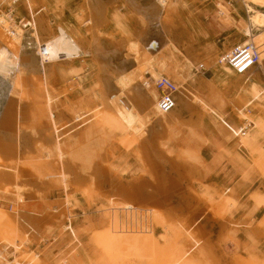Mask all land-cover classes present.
<instances>
[{"label": "rangeland", "instance_id": "obj_1", "mask_svg": "<svg viewBox=\"0 0 264 264\" xmlns=\"http://www.w3.org/2000/svg\"><path fill=\"white\" fill-rule=\"evenodd\" d=\"M26 1L11 19L13 28L24 19L31 30H23L22 89L15 91L12 74H0V104L6 103L0 142L7 140L0 160L10 163H0V185L10 187L7 197L0 195V264H264V36L254 39L261 52L254 73L236 75L219 63L248 38L242 0H170L149 19L109 10L96 30L87 0H32L30 10ZM163 25L204 90L196 91L195 116L183 114L160 133H148L153 143L139 154L135 135L104 100L121 97L115 74L137 69L130 44L151 56L164 44ZM1 38L5 60L11 55ZM100 46L101 61L93 53ZM238 81L243 87L236 90ZM137 87L132 99L142 93ZM258 91L262 99H255ZM17 93H23L26 115L18 146L9 119ZM145 171L167 195L153 192ZM120 182L143 184L136 203L128 202ZM21 188L27 190L17 206ZM164 208L175 215L163 217Z\"/></svg>", "mask_w": 264, "mask_h": 264}, {"label": "bare ground", "instance_id": "obj_2", "mask_svg": "<svg viewBox=\"0 0 264 264\" xmlns=\"http://www.w3.org/2000/svg\"><path fill=\"white\" fill-rule=\"evenodd\" d=\"M32 0H27L26 2H24V5L27 10H30L28 8H32V5L34 2H31ZM127 1V0H126ZM150 4L148 3L145 6V9L143 13H145V15L148 18H153L156 16V14L158 13H162L165 9L166 6L168 4V2L170 0H149ZM87 4H89L91 7L93 4V1L91 0H87ZM5 3V0H0V5H3ZM27 3V4H26ZM132 5L137 4L134 0H132V2H130L129 4ZM127 4V3H126ZM242 4L244 5L246 12L248 14V38L246 41L240 42V43H235L237 44L236 46L239 45H243L249 42H252L255 44L254 39L260 36H262L264 34V0H242ZM18 6V5H17ZM16 6V7H17ZM136 6V5H135ZM1 8V7H0ZM144 8V7H143ZM6 9V6L2 7L1 10ZM33 10V9H32ZM32 12V11H31ZM87 12V11H86ZM91 14V13H90ZM88 16V15H87ZM158 16V15H157ZM156 16V17H157ZM162 16V14H161ZM7 16L4 14H0V35H1V40L3 39L5 44H8V49H9V55L10 58L2 60V58L0 57V74H2L3 77H6V74H12V80L14 81V89L16 92H18V89H22V81L24 79L21 80V78L23 77V75L27 72H25L26 67H23L22 63H23V59H22V38H23V34L24 31L22 28L19 27H14L11 26L7 20ZM160 19V17H159ZM35 20V19H34ZM152 20V19H151ZM147 22V21H146ZM37 23V22H36ZM14 24V23H12ZM162 24V23H161ZM37 26V24H36ZM13 28V32L10 29ZM42 27V26H41ZM162 30H161V34L159 35L160 40L164 43L162 46H159L160 48H158L156 50V52L154 54H152L151 56H148L147 54V48L145 49L143 46L137 44L136 42L132 44H130V54H134L131 57L134 58L132 60H134V64L136 66L137 69L133 70L132 72H126L123 73L121 75H119L118 77L114 78V87L116 88L115 92H118L120 96H111L108 95L107 101L108 104L113 107L116 111H117V115L114 114V118L117 120H121L124 121V125L130 129L131 133H133L135 136V141H136V146L138 147L139 151L138 153H142V150L144 151V153L148 150L147 148H150V143L152 141H150L148 139V133H152V132H156V133H160L161 130L163 131L164 129H166V125H168L171 122L175 121H179L182 118L183 114L186 113H193V115L195 116L194 112L196 110L195 107H197V100L195 98L196 95V91H199L200 89H202V86L200 84H198L197 82H195L193 75L191 74V68H192V63L189 62V60L186 58L187 56H184V54H182L177 47L175 46L174 43V39L172 40L173 35H171V38L169 37V35L167 34V31H165L164 25L161 26ZM44 29V28H43ZM169 29V28H168ZM42 30V29H41ZM37 31V30H36ZM43 31V30H42ZM169 31V30H168ZM46 33V31H44ZM95 34V33H94ZM172 34V33H171ZM39 36V34H37ZM36 35V36H37ZM41 35V33H40ZM44 35V34H43ZM42 36V35H41ZM46 36V35H44ZM40 37V36H39ZM37 38V37H36ZM41 38V37H40ZM143 38V37H142ZM38 39V38H37ZM43 40V39H42ZM139 40V39H137ZM158 41V40H157ZM239 42V41H238ZM39 43V42H38ZM44 44V42H42ZM161 45V44H160ZM90 46V45H89ZM236 46H231V48H229V51L225 54H228L234 47ZM2 48V46H1ZM0 48V50H1ZM44 48V47H42ZM93 48V47H92ZM128 51V50H127ZM87 52V51H86ZM4 53V52H3ZM129 53V52H128ZM8 54V53H7ZM102 54V53H101ZM129 54V55H130ZM16 55V56H15ZM90 55V54H89ZM128 55V54H127ZM224 55V54H223ZM222 55V56H223ZM221 56V57H222ZM26 57V56H24ZM130 57V59H131ZM220 57V58H221ZM4 58V57H3ZM29 58V57H28ZM63 59V58H62ZM68 59V58H67ZM129 59V58H128ZM61 60V58H60ZM64 60V59H63ZM55 61V60H54ZM25 62V61H24ZM50 62V61H49ZM53 62V61H52ZM27 63V62H25ZM26 66V65H25ZM28 66V65H27ZM51 66V65H50ZM134 66V67H135ZM140 66H142L140 68ZM227 66V65H226ZM228 67V66H227ZM229 68V67H228ZM30 69V68H27ZM230 69V68H229ZM16 70L18 72H16ZM231 70V69H230ZM232 71V70H231ZM20 72V73H19ZM16 73H19V75H17ZM29 74V73H28ZM34 74V73H33ZM46 74V72H45ZM225 74H229V73H225ZM236 74V73H235ZM237 75V74H236ZM113 76V75H112ZM148 76V77H146ZM170 76H172V79H170ZM8 77V76H7ZM115 77V76H114ZM159 77H165L167 79H169L176 87L177 89V94L175 96L176 99V104H175V108L169 112V113H162L159 108H158V100L160 99V93L157 91L156 87H155V80ZM112 78V77H111ZM194 79V80H193ZM197 80V79H196ZM12 81V82H13ZM137 85H139L142 89V93L141 94H137L134 99H132L133 97V90L135 87H137ZM44 86V85H43ZM21 87V88H20ZM243 87L242 83H239V81L236 83L235 85V89L238 90L239 88ZM41 88V87H40ZM138 88V87H137ZM136 88V89H137ZM135 89V90H136ZM139 89V88H138ZM109 90V89H108ZM107 90V91H108ZM44 91V89H43ZM46 91V90H45ZM114 91V89H113ZM141 92V90H140ZM117 94V93H116ZM17 99L14 105V112L11 115V119L10 122L13 123L14 127L12 130V137L15 142V144L18 146V142L20 141L21 135H22V126H21V120L22 118V103L24 101V97H23V93L21 95H19L17 93ZM107 96V95H106ZM255 99H259L261 98V93L258 91L255 94ZM105 98V99H106ZM123 98H125L127 101H123ZM262 99V98H261ZM103 101V100H102ZM106 102V104H107ZM24 104V103H23ZM103 105V104H102ZM234 105V104H233ZM49 106V105H48ZM235 106V105H234ZM16 107V108H15ZM105 107V106H103ZM108 109V107L106 108ZM103 110V109H102ZM108 111V110H107ZM241 111V110H240ZM23 112V111H22ZM109 113V112H108ZM111 113V111H110ZM113 113V112H112ZM241 113V112H240ZM55 114V113H54ZM25 115V114H23ZM197 115V114H196ZM9 116V115H8ZM193 116V117H194ZM53 117V116H52ZM3 121L4 119L1 118ZM0 119V120H1ZM61 119V118H60ZM190 119V118H189ZM53 120V119H52ZM181 121V120H180ZM2 122V121H1ZM57 122V120H56ZM64 122V121H63ZM1 124V123H0ZM54 124V123H53ZM178 124V123H177ZM251 125V123H250ZM2 126V125H1ZM7 126V125H6ZM54 126V125H53ZM64 126V125H63ZM68 127V126H67ZM148 127L149 132L148 131ZM6 128V127H5ZM8 129V128H7ZM53 129V128H52ZM55 129V126H54ZM65 130V128L63 129ZM116 130V129H115ZM127 130V129H126ZM11 131V130H9ZM52 131V130H51ZM56 131V129H55ZM54 131V132H55ZM167 131V130H166ZM3 132V131H2ZM4 133V132H3ZM2 135L5 136L4 133ZM64 134V133H63ZM154 134V133H153ZM167 133H165L164 135H166ZM41 135V134H40ZM160 135V134H159ZM157 135V136H159ZM163 135V136H164ZM2 136V137H3ZM8 136V135H6ZM155 136V134H154ZM156 136V137H157ZM151 137V136H150ZM155 139V137H152ZM3 139V138H2ZM56 139V138H55ZM157 139V138H156ZM5 140V139H4ZM152 140V139H151ZM159 141V139H157ZM154 141V140H153ZM21 142V141H20ZM161 142V141H160ZM3 143V142H2ZM53 143V142H52ZM153 143V142H152ZM156 143V141H155ZM14 144V146H15ZM59 144V143H58ZM158 143H156L157 145ZM13 145V144H12ZM159 145V144H158ZM154 146V144H153ZM4 147V146H1ZM16 147V146H15ZM40 146H38L39 148ZM136 147V149H137ZM152 147V146H151ZM158 147V146H157ZM146 150H144V149ZM155 148V147H154ZM5 149V148H4ZM153 149V148H152ZM6 150V149H5ZM38 150V149H36ZM150 150V149H149ZM159 150H162L159 148ZM73 151V150H71ZM1 152V150H0ZM3 152V151H2ZM74 152V151H73ZM148 152V151H147ZM74 154V153H72ZM147 155V154H146ZM74 156V155H73ZM162 156V155H161ZM146 157V156H145ZM162 158V157H161ZM142 159V158H141ZM159 159V158H158ZM163 159V158H162ZM169 159V158H168ZM160 160V159H159ZM17 162V161H16ZM0 163H5L10 165L9 162L6 163L0 160ZM5 165V166H8ZM174 165V164H172ZM145 166V165H144ZM98 167V166H97ZM151 167V166H150ZM174 167V166H173ZM175 168V167H174ZM12 169V168H11ZM17 169V168H16ZM102 169V168H101ZM177 169V168H176ZM67 170V169H66ZM100 170V169H99ZM147 170V169H146ZM154 170V169H152ZM157 170V169H156ZM10 171V169H9ZM12 171H14L12 169ZM16 171V170H15ZM19 171V170H18ZM17 171V172H18ZM151 171V170H149ZM92 172V171H90ZM96 172H98L97 168L93 170V176L94 173L96 175ZM146 172V171H145ZM16 173V172H15ZM61 173V172H59ZM68 174V173H67ZM150 174V173H149ZM147 175L148 177V184L151 181V183L149 185H152L153 188V192L155 194H158L159 198H161V194L167 195V189H159L161 186H159V182L157 183V181H155L153 175ZM1 175V174H0ZM16 177L18 181L19 178L18 176L20 175L19 173H16ZM3 176L0 177V183H2L1 178ZM67 177V176H66ZM96 177V176H95ZM7 179V178H6ZM9 179V178H8ZM139 179V178H138ZM84 180V179H83ZM138 181V180H137ZM7 182V181H6ZM10 182V181H9ZM24 182V181H23ZM136 182V181H135ZM17 183V182H16ZM15 181L12 184L16 189V187L18 188V186L16 185ZM134 183V182H133ZM166 183V182H165ZM168 183V182H167ZM166 183V184H167ZM6 184V183H3ZM117 184V183H116ZM8 185V184H7ZM112 185V184H111ZM120 185L122 187V193L124 192L125 197L128 199V202L130 203H136V200H138V197L140 196V191L143 189V184L140 185V183L137 184H124L122 182H120ZM161 185V184H160ZM0 195H2V197H5L8 193L10 194V187L6 186L5 188H3L2 185H0ZM25 186V185H24ZM168 189L169 187L166 186ZM1 188H3L1 190ZM120 188V186H119ZM13 189V190H15ZM22 189V188H21ZM173 189V188H172ZM27 190V189H25ZM22 189V191L18 190L17 192H15V200L17 201L15 204H19L21 202H24V191ZM16 191V190H15ZM116 191V190H114ZM26 192V191H25ZM120 192V191H119ZM118 189H117V193ZM29 193V191L27 192ZM152 193V192H151ZM120 194V193H119ZM12 195V194H11ZM29 195V194H28ZM38 196V195H37ZM162 196V197H163ZM7 197V196H6ZM26 197V196H25ZM168 197V196H167ZM14 200V201H15ZM141 200V199H140ZM155 199L149 198L148 200H146L149 204H155L156 202L153 201ZM165 200H167V198H165ZM143 202H145L144 199H142ZM140 202V201H139ZM161 204V203H160ZM159 204V205H160ZM125 205V204H124ZM170 205V204H169ZM18 206V205H17ZM134 206V205H133ZM157 206V205H156ZM166 206V204H165ZM164 206V207H165ZM135 207V206H134ZM146 207V206H145ZM150 207V206H149ZM154 207V206H152ZM161 207V206H160ZM159 207V209H160ZM170 207V206H169ZM141 208V207H140ZM158 208V207H156ZM19 209V208H18ZM148 209V208H147ZM164 213H168L171 216V209L169 208H164ZM14 210V209H13ZM139 210V209H138ZM157 210V209H156ZM162 210V207H161ZM190 210V209H189ZM1 211V208H0ZM155 211V210H154ZM153 211V212H154ZM159 210L157 212H154L155 214L158 213ZM162 212V211H161ZM2 214V212H0ZM19 213V212H17ZM22 213V212H21ZM173 214V213H172ZM166 215V216H169ZM175 215V214H173ZM15 216V215H14ZM17 216V215H16ZM165 216V214L163 215V217ZM156 217H160L158 215H156ZM3 218V217H2ZM21 218V217H20ZM167 218V217H166ZM170 218V217H168ZM172 218V216H171ZM8 219V218H7ZM6 219V220H7ZM164 219V218H163ZM2 222V224H7V221ZM171 223L174 221L170 220ZM175 222V221H174ZM173 222V224H175ZM180 223V222H179ZM176 226V225H175ZM1 227V226H0ZM3 228V227H2ZM177 228V227H176ZM186 228V227H185ZM194 228V227H193ZM192 228V229H193ZM5 229V228H4ZM181 229V228H180ZM1 231V229H0ZM4 232V230H3ZM20 232V230H19ZM119 233V232H118ZM198 233V232H197ZM8 234L5 233L6 237ZM19 234V233H17ZM16 234V235H17ZM25 235V234H24ZM26 236V235H25ZM24 237V236H23ZM25 238V237H24ZM129 239V238H128ZM122 243V241H121ZM119 244V243H118ZM125 245V243H124ZM132 245V244H130ZM200 246V245H199ZM198 246V247H199ZM121 247V246H120ZM125 247V246H123ZM128 247V246H127ZM127 247H125L127 249ZM201 247V246H200ZM117 249V248H116ZM120 249V248H119ZM193 250V249H192ZM128 252V251H127ZM126 253V252H125ZM193 253V252H192ZM130 254V253H129ZM128 255V253H127ZM201 255V254H200ZM204 255V254H203ZM210 255V254H209ZM196 257V256H195ZM204 257V256H203ZM198 258V257H197ZM161 260V259H160ZM206 260V259H205ZM208 260V259H207ZM148 262V261H147ZM210 262V261H209ZM208 262V264H209ZM153 263V262H152ZM155 263V262H154ZM17 264H26V262H23L20 260L19 263Z\"/></svg>", "mask_w": 264, "mask_h": 264}, {"label": "built area", "instance_id": "obj_3", "mask_svg": "<svg viewBox=\"0 0 264 264\" xmlns=\"http://www.w3.org/2000/svg\"><path fill=\"white\" fill-rule=\"evenodd\" d=\"M23 1L24 0H5V3L0 5L1 8L5 5L7 6L4 13L8 17L7 20L11 26L17 16V8L15 7ZM1 8L0 12L3 10H1ZM17 26L24 31H31L29 30L30 25L24 21V19L20 20ZM10 29L13 32V28L10 27ZM260 58V49L254 43L249 42L234 47L228 54H224L219 59V63L227 65L234 73L241 76L257 67L260 63ZM198 69L204 71L203 65H199ZM155 87L161 95L158 100L159 110L165 114L171 112L176 104L175 96L177 94V89L175 85L169 79L159 77L155 80Z\"/></svg>", "mask_w": 264, "mask_h": 264}, {"label": "crops", "instance_id": "obj_4", "mask_svg": "<svg viewBox=\"0 0 264 264\" xmlns=\"http://www.w3.org/2000/svg\"><path fill=\"white\" fill-rule=\"evenodd\" d=\"M130 2H132V0H93V4L94 5H92V10H93V12H94V17H92V19H93V27H95V30L99 27V26H101V20H103L104 18H105V13H107L109 10H111V11H113V10H117V11H121L120 12V14H123V15H125L124 13H125V11L126 12H132V13H134L135 15H137L139 18H146V16H145V14H143V12H144V10L143 9H145V6H146V0H137V3H138V6H137V4H135L136 5V7H135V5L133 6L132 5V3L131 4H129ZM127 3V4H126ZM144 7V8H143ZM35 11L36 12H39V14H41L42 13V11H43V8H36L35 9ZM122 11H124V13H122ZM24 15V17L26 18H28V14H30V13H26L25 11L24 12H22L21 13V15ZM124 18H126L125 16H123ZM147 19V18H146ZM149 19V18H148ZM248 22V21H247ZM104 25V24H103ZM262 36H264V34L262 35ZM262 36H260V37H258V39L256 38L255 39V42H259V40H260V38L262 37ZM174 39V38H173ZM45 40V39H44ZM47 40V39H46ZM235 40V39H234ZM31 41H32V43H34V40L33 39H31ZM106 42H108V41H106ZM1 43V45H2V42H0ZM100 43H104L102 40H100ZM109 44V43H108ZM109 45H111L112 46V44H109ZM114 47H116L115 46V44H114ZM94 56H95V58H97L99 61H101V59H102V56H105V54L103 53V49L101 48V46L100 47H95L94 48ZM102 53V54H101ZM36 64H37V61H36V59H35V67H38V69L40 68L38 65L36 66ZM46 66H49L48 64H45ZM33 67H34V65H33ZM49 68H51L50 66H49ZM255 69H256V67L255 68H253L252 70H253V73H254V71H255ZM30 70V69H29ZM111 70V69H110ZM252 70H251V72H252ZM112 71V70H111ZM30 73H32V71H30ZM199 73V72H198ZM49 76H50V74L52 75L53 74V70L52 71H50V69L48 70V73H47ZM56 75H57V73H56ZM115 75H117V76H119V74H115ZM116 76V77H117ZM214 79V78H213ZM0 80L1 81H4V80H2L1 78H0ZM198 80H200V81H202V82H204L202 79H198ZM212 80V79H211ZM206 84V83H205ZM210 84V83H209ZM202 89L204 90V87L202 86ZM5 105H6V103L5 104H3L2 106H1V104H0V113L2 114V116H0V118H4L5 116H6V111H5ZM15 105V104H14ZM26 118V115L24 116V119H23V123L25 122V119ZM48 122V121H47ZM3 142V143H2ZM7 145V140H4V141H1L0 142V147L1 146H6ZM2 148V147H1Z\"/></svg>", "mask_w": 264, "mask_h": 264}]
</instances>
